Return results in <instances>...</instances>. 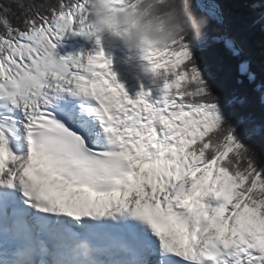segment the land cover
Instances as JSON below:
<instances>
[{"label":"snow or ice","instance_id":"1","mask_svg":"<svg viewBox=\"0 0 264 264\" xmlns=\"http://www.w3.org/2000/svg\"><path fill=\"white\" fill-rule=\"evenodd\" d=\"M224 20L0 0V264H264V44Z\"/></svg>","mask_w":264,"mask_h":264},{"label":"trees","instance_id":"2","mask_svg":"<svg viewBox=\"0 0 264 264\" xmlns=\"http://www.w3.org/2000/svg\"><path fill=\"white\" fill-rule=\"evenodd\" d=\"M218 2L224 5V27L244 30L252 49L258 54L261 50V45L264 44V31H262L260 24H256L254 27L251 24L254 19L259 20L258 6L262 0H218ZM250 5H256L257 7L253 9ZM206 55L211 59L214 56L213 50L209 49ZM222 71L221 87H227L229 68L225 66ZM260 103L261 101L258 96L256 107L257 117H259L261 111L259 107Z\"/></svg>","mask_w":264,"mask_h":264},{"label":"clouds","instance_id":"3","mask_svg":"<svg viewBox=\"0 0 264 264\" xmlns=\"http://www.w3.org/2000/svg\"><path fill=\"white\" fill-rule=\"evenodd\" d=\"M92 2H93V12H94L96 7L98 6V0H92ZM153 35L155 36L156 34ZM78 248L83 249L86 254H90L91 252L89 246L86 243L78 245Z\"/></svg>","mask_w":264,"mask_h":264},{"label":"bare ground","instance_id":"4","mask_svg":"<svg viewBox=\"0 0 264 264\" xmlns=\"http://www.w3.org/2000/svg\"><path fill=\"white\" fill-rule=\"evenodd\" d=\"M62 46V45H61ZM67 47H68V45H67ZM58 49L60 50V52H61V54L62 55H64V54H67V53H69V52H73V51H75L76 49H74V48H63V47H61V48H59L58 47Z\"/></svg>","mask_w":264,"mask_h":264},{"label":"rangeland","instance_id":"5","mask_svg":"<svg viewBox=\"0 0 264 264\" xmlns=\"http://www.w3.org/2000/svg\"><path fill=\"white\" fill-rule=\"evenodd\" d=\"M73 39L82 40V38H80V37H75ZM60 44L62 45L63 48H69V46L67 47V45H68V41L67 40L60 42Z\"/></svg>","mask_w":264,"mask_h":264}]
</instances>
